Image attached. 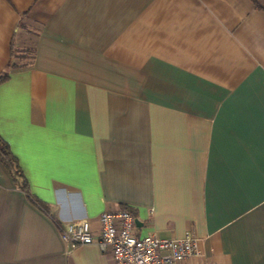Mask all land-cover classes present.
<instances>
[{
	"label": "crops",
	"instance_id": "0c3cea01",
	"mask_svg": "<svg viewBox=\"0 0 264 264\" xmlns=\"http://www.w3.org/2000/svg\"><path fill=\"white\" fill-rule=\"evenodd\" d=\"M0 264H115L72 249L128 210L204 264H264V0H0Z\"/></svg>",
	"mask_w": 264,
	"mask_h": 264
},
{
	"label": "built area",
	"instance_id": "2783aa9c",
	"mask_svg": "<svg viewBox=\"0 0 264 264\" xmlns=\"http://www.w3.org/2000/svg\"><path fill=\"white\" fill-rule=\"evenodd\" d=\"M96 235L89 221L68 223L61 236L72 249L96 243L102 251H110L115 264H199V240L190 232L179 239L136 234V219L128 210L103 212ZM212 264V263H204Z\"/></svg>",
	"mask_w": 264,
	"mask_h": 264
},
{
	"label": "trees",
	"instance_id": "16d2710c",
	"mask_svg": "<svg viewBox=\"0 0 264 264\" xmlns=\"http://www.w3.org/2000/svg\"><path fill=\"white\" fill-rule=\"evenodd\" d=\"M14 64L9 63L7 69L4 72H0V85L4 83L9 78V69L13 68ZM0 161L10 172L13 179L19 184V188L27 194L29 199L42 209L47 214H50L49 207L42 203L40 200L35 199L29 192V187L27 185L26 179L24 180V174L19 164L17 163L16 158L12 155L9 145L7 142L0 136Z\"/></svg>",
	"mask_w": 264,
	"mask_h": 264
}]
</instances>
